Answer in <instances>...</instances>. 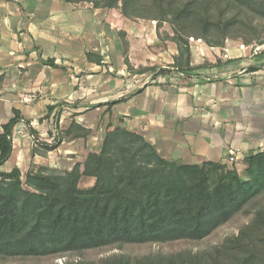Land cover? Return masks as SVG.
<instances>
[{
    "label": "trees",
    "instance_id": "trees-1",
    "mask_svg": "<svg viewBox=\"0 0 264 264\" xmlns=\"http://www.w3.org/2000/svg\"><path fill=\"white\" fill-rule=\"evenodd\" d=\"M65 1L115 8L131 20L169 22L176 34L171 39L186 59L185 68L178 58L172 65L180 72L190 69L183 46L191 34L214 47H223L232 35L245 45L264 44V0ZM119 35L129 65V43L124 31ZM97 61L100 63L101 57ZM148 69L156 73L170 70L156 66L137 70ZM120 100L109 101V110ZM66 104H60L54 113L55 134L50 143L38 140L30 127L35 144L32 157L57 148L63 140L83 138L91 132L74 119L67 128H60ZM54 109L50 106L46 117ZM19 121L29 124L13 109V116L1 126L0 168L11 155L13 129ZM243 162L239 171L223 162L168 160L142 135L108 123L99 151H88L83 161L70 168L31 162L24 175L17 165L0 169V264L23 258L61 260L89 249L205 239L239 214L250 212L248 207L264 198V150L245 156ZM83 178L92 179V184L81 187ZM251 213L250 221L237 233L209 249L113 254L98 264H264V204Z\"/></svg>",
    "mask_w": 264,
    "mask_h": 264
},
{
    "label": "crops",
    "instance_id": "crops-1",
    "mask_svg": "<svg viewBox=\"0 0 264 264\" xmlns=\"http://www.w3.org/2000/svg\"><path fill=\"white\" fill-rule=\"evenodd\" d=\"M119 31L129 43V65ZM154 32L113 9L0 0V132L13 109L29 121L14 126L13 150L0 169L31 162L70 168L96 150L108 123L142 135L161 157L186 164L225 163L234 151L235 161L226 164L243 168L245 156L264 150V45L191 47L190 69L180 72L172 65L178 58L185 68L186 59L177 48L144 54L139 47L146 37L156 43ZM152 66L170 70H137ZM116 99L109 110L107 103ZM64 103L60 128L74 119L91 132L32 157L30 127L50 143L54 113Z\"/></svg>",
    "mask_w": 264,
    "mask_h": 264
},
{
    "label": "rangeland",
    "instance_id": "rangeland-1",
    "mask_svg": "<svg viewBox=\"0 0 264 264\" xmlns=\"http://www.w3.org/2000/svg\"><path fill=\"white\" fill-rule=\"evenodd\" d=\"M113 10L119 11L118 9H115V8H113ZM135 21H141V23L148 25V27L150 25V27L152 28V31L154 30L155 31L154 33H156V38H157L156 43L149 45L147 42L148 41L147 37L145 38L146 40L145 42L138 43L139 47L142 49L144 54L145 53L148 54L150 52L158 54L162 52V50L164 49L168 50L170 46L174 49L177 48L175 40L171 39L172 36L176 37L174 27L169 22L162 21V20L156 21V20H143V19H139ZM184 40H185L184 44L186 45L183 46V49L187 53L191 47L206 48L210 46L209 44H207L205 39L197 38L194 34H191V36L185 38ZM236 42L241 43V40L236 35L229 36L225 40L226 45L227 44L231 45V43H236ZM252 45L253 44H249V46H252ZM210 47H214V46H210ZM96 142H98L99 144H96L95 151H99L102 141H96ZM84 157H82L80 160H77V161H83ZM29 165L30 164L27 163L25 166H22L20 168L23 175L28 170ZM9 166L10 164L8 163L4 165L6 169L9 168ZM232 166L237 168L239 171H242L243 169L241 167V164L240 165L232 164V165H229L228 167L231 168ZM92 182L93 180L90 178L89 179L83 178L80 181V186L88 187L92 184ZM262 204H264V198L261 200V202H259V200L253 202L248 207V211L250 210V212L247 211L248 213L244 212L242 214H239L234 219H232L228 223L218 228L216 231H214L212 234H210L205 239H202L197 242L177 241V242L167 243V244H162V245L139 244V245H125L120 248L113 247V248L89 249V250H85L80 253H70L67 256L62 257L61 260L51 258V257L23 258V259H15L14 261H8L6 264H65L66 262L73 263L76 261H82V263H85V264L87 263L98 264V262L103 257L113 255V254H128L130 256H139V255H143V254H147L151 252L153 253L155 252L175 253L177 251H182V250H191V251L206 250L222 242V240L226 236L237 233L241 225H244L245 223L250 221L251 217L253 216V213H251V211L259 207V205H262Z\"/></svg>",
    "mask_w": 264,
    "mask_h": 264
},
{
    "label": "built area",
    "instance_id": "built-area-1",
    "mask_svg": "<svg viewBox=\"0 0 264 264\" xmlns=\"http://www.w3.org/2000/svg\"><path fill=\"white\" fill-rule=\"evenodd\" d=\"M256 49H259V46H256ZM31 98H32L31 95H24V96H23V100H24V101H30ZM236 156H237V155H236V152L231 151V152L229 153V156L225 159V163H232V162H234L235 159H236Z\"/></svg>",
    "mask_w": 264,
    "mask_h": 264
}]
</instances>
